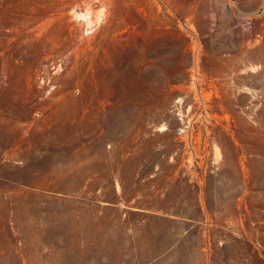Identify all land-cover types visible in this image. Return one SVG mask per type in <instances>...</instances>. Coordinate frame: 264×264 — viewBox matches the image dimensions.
Segmentation results:
<instances>
[{
    "label": "rangeland",
    "instance_id": "rangeland-1",
    "mask_svg": "<svg viewBox=\"0 0 264 264\" xmlns=\"http://www.w3.org/2000/svg\"><path fill=\"white\" fill-rule=\"evenodd\" d=\"M0 264H264V0H0Z\"/></svg>",
    "mask_w": 264,
    "mask_h": 264
}]
</instances>
